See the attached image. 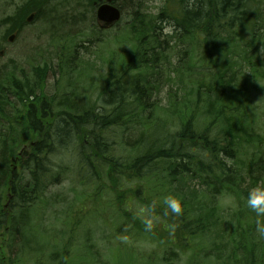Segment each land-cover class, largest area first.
Segmentation results:
<instances>
[{
  "label": "trees",
  "instance_id": "trees-1",
  "mask_svg": "<svg viewBox=\"0 0 264 264\" xmlns=\"http://www.w3.org/2000/svg\"><path fill=\"white\" fill-rule=\"evenodd\" d=\"M49 1L25 0L1 19L4 37L20 33L30 14L39 19ZM84 1L93 11L95 0ZM262 1L170 0L173 8L156 16L132 11L125 24L127 40H115L128 45V56L119 68L109 62L94 104H81L76 88L44 93L47 64L21 70L19 77L5 74L0 82V229L4 226L9 234L11 249L6 259L0 256V264H27L31 259L25 261L21 250L40 253L34 264L98 261L92 245L85 248L89 259L84 253L72 256L79 232L84 238L93 232L83 222L60 229L70 240L63 245L44 225L34 228L31 223L33 212L49 206L43 202L45 192L67 175L74 177L77 212L90 203V222L109 229L105 244L114 246L108 250L116 263L134 257L129 241L155 244L163 249L158 260L170 264L176 254L168 248L190 250L198 241L215 246L211 235L217 234L227 239L221 243L229 246L227 261L264 264V244L257 241V217L246 206L250 188L245 187L248 180L264 188V161L261 156L239 159L242 142L254 148L261 142L250 122V93L242 83L264 80V65L261 70L252 61L262 12L252 2ZM163 21L171 29L168 34H163ZM104 40L92 24L85 44ZM237 51L244 54L240 61ZM67 53L69 58H58L56 66L61 76L71 77L75 57L70 53L75 49ZM175 76L180 84L188 79L189 90L187 95L180 88L172 92L163 110L170 116L163 118L156 113L155 97L162 79ZM20 148L25 149L23 159L17 154ZM253 166L257 176L251 173ZM168 195L181 200V214L164 204ZM222 197L236 206L228 222L218 203ZM3 200L11 211L3 208ZM94 202L103 208L97 209ZM149 218L150 229L145 223Z\"/></svg>",
  "mask_w": 264,
  "mask_h": 264
},
{
  "label": "rangeland",
  "instance_id": "rangeland-1",
  "mask_svg": "<svg viewBox=\"0 0 264 264\" xmlns=\"http://www.w3.org/2000/svg\"><path fill=\"white\" fill-rule=\"evenodd\" d=\"M25 0H0V20L6 16L12 15L15 9L20 6ZM118 5L122 9V18L118 25L111 29H100L95 21V11H92L87 6L84 0H50L48 6L44 10L45 19L42 16L39 19H35L33 14L32 20L27 24L20 33H13L14 36L11 42L8 41V37H4V28L0 27V82H2L7 72H13L17 77L20 76V71H31L32 66H43L47 64L49 71H47L46 87L43 90L46 94H53L57 91L58 94L68 91L73 88L79 92L81 90V104L83 103H95L98 98V93L101 86L100 76L106 73L109 62L114 63L115 67L119 68V64L123 61L127 52V44H117L115 40H127L125 24L130 20V15L134 10H141L146 15L156 16L162 9L166 7L170 10L173 8L170 0H116ZM261 12V18L258 20V29L264 32V0L257 5L252 2V7ZM46 11V12H45ZM73 17L69 18V17ZM67 18V20H66ZM64 19V20H63ZM47 22V23H46ZM95 26V30L105 40L102 43L96 42L85 44L88 42V36L90 33L91 25ZM165 30L164 33L169 31L170 27L163 21ZM259 30L256 32L254 40L258 39ZM244 40L250 41L247 34H244ZM260 40V41H259ZM255 42L256 49L255 55L252 61L257 62L259 69L264 63V39L259 38ZM80 44V47H76L73 44ZM85 46L86 47L85 49ZM75 49V53H70L75 58L73 62L75 65L71 67L69 72H73L69 78L72 80V85L68 84V75H60L57 72L58 58H62L66 61L69 58V53ZM224 54V53H223ZM227 54V53H225ZM237 61H240L244 54L240 51L235 52ZM80 58L83 59L82 63L79 62ZM113 60V61H112ZM174 63V61H173ZM15 65H18L15 68ZM81 66V68H80ZM79 69V70H78ZM263 70V69H261ZM240 75L244 70L241 69ZM76 78V79H75ZM173 78V77H172ZM244 79H241L243 82ZM177 79L176 76L173 79H162V87L160 88L159 95L155 97V103L158 106L157 115L168 118L170 115L164 113V107L168 106L170 97L173 96V91L176 88L181 89V93L187 95L189 90L188 79ZM248 89L249 96V116L251 125L254 127L253 131L259 136L261 140L254 148L252 143L242 142L239 146V159H247L249 157H262L264 161V80H258L252 84H245ZM86 92L87 94L83 93ZM119 141L120 136L115 138ZM122 142H119L118 146ZM123 147V146H122ZM22 148L17 150V154ZM251 152H254L251 154ZM23 159V155H19ZM246 165V163H245ZM245 165H239L241 168H245ZM252 175H258L257 166H253L251 170ZM62 181L59 179L58 184L51 185L48 191L45 192L43 202H47L49 206L39 208L37 212H33L31 223L34 228L44 225L47 232L53 233L52 237L60 244L70 241L68 234L63 233L61 230L64 226L69 228L78 220L83 222L85 229L92 228L93 232L89 237L87 245H92L90 250L92 253L98 252V261L95 264H110L115 258L111 256L108 250L111 244H104L106 237L109 234V229L106 226H97L98 224L90 222V216L88 211L91 208L90 203L85 204V210L80 213L77 212L80 208V203L75 199L77 193L72 189L73 187V175H67ZM246 184L250 190L258 186H254L246 181ZM195 187L197 183H193ZM95 203V202H94ZM219 207L223 219L228 222L231 214L235 211L236 206L233 204V200L228 197H222L219 199ZM70 206V207H69ZM97 209L103 207L95 203ZM67 207L68 212H67ZM3 208L7 212L11 209L8 207V200H3ZM36 213V214H35ZM103 213V212H102ZM35 214V216H34ZM85 216V218H84ZM42 218V220H41ZM144 219V218H143ZM66 223H70L68 226ZM95 226V227H94ZM224 229L220 227L219 232ZM215 231H218L216 228ZM30 234V230L28 232ZM51 235V234H50ZM76 236L74 246H71L73 252L72 256L77 253L81 255L83 250L82 244L84 237ZM31 236V235H30ZM213 243L216 245H209L208 242L198 241L195 246L190 250L189 248L180 251H175L174 246L169 252L173 251L176 254V259L170 264H233L226 260L228 255L229 246H222L221 243H227L226 238H220L217 234L211 235ZM9 240V234L5 227L0 229V256L8 257L10 246H7ZM209 240V239H206ZM20 244V243H19ZM60 244L58 245L61 248ZM127 246H131L132 255L135 257L132 261L134 264H165L163 260L159 261L158 258L163 256V249L156 247L155 244H150L143 241L131 242L129 241ZM15 248V247H14ZM12 248V249H14ZM68 246H63V249L67 250ZM18 249V248H17ZM16 250H12V254L17 253ZM189 250V251H188ZM23 255V259H31L27 264L36 263V259L40 257V253L28 254L27 251L21 250L20 255ZM89 256V255H88ZM42 258V257H41ZM70 264H74L71 262ZM115 264H128V257H123L122 262ZM169 264V263H168Z\"/></svg>",
  "mask_w": 264,
  "mask_h": 264
},
{
  "label": "clouds",
  "instance_id": "clouds-1",
  "mask_svg": "<svg viewBox=\"0 0 264 264\" xmlns=\"http://www.w3.org/2000/svg\"><path fill=\"white\" fill-rule=\"evenodd\" d=\"M164 204L168 209L171 210L174 214H181L183 211L181 200L172 195H168L164 197ZM247 208L256 214V232H257V241L261 244H264V188L255 187L249 191L247 200H246ZM167 215V211L165 212ZM146 227H152V220L149 218L145 221Z\"/></svg>",
  "mask_w": 264,
  "mask_h": 264
},
{
  "label": "water",
  "instance_id": "water-1",
  "mask_svg": "<svg viewBox=\"0 0 264 264\" xmlns=\"http://www.w3.org/2000/svg\"><path fill=\"white\" fill-rule=\"evenodd\" d=\"M98 1H102V0H98ZM107 1L109 2L110 0H107ZM96 17H97V20L99 22L104 23L105 26H111L113 23L118 21L119 11L113 8L112 6H110L109 4H103L98 8ZM30 20H31V17H29L28 21ZM12 40H13V36H10L9 41H12Z\"/></svg>",
  "mask_w": 264,
  "mask_h": 264
}]
</instances>
